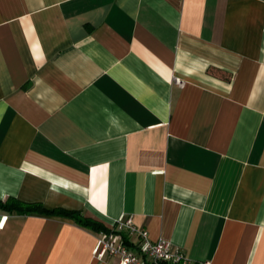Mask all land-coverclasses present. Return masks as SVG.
I'll return each instance as SVG.
<instances>
[{
	"label": "crops",
	"instance_id": "1",
	"mask_svg": "<svg viewBox=\"0 0 264 264\" xmlns=\"http://www.w3.org/2000/svg\"><path fill=\"white\" fill-rule=\"evenodd\" d=\"M8 197L54 212L0 208V264H116L93 249L114 225L137 251L121 218L264 264V0H0Z\"/></svg>",
	"mask_w": 264,
	"mask_h": 264
},
{
	"label": "built area",
	"instance_id": "2",
	"mask_svg": "<svg viewBox=\"0 0 264 264\" xmlns=\"http://www.w3.org/2000/svg\"><path fill=\"white\" fill-rule=\"evenodd\" d=\"M175 82L179 85L182 84V81L177 77H175ZM118 223L125 226L129 234L137 235V251L124 242L113 225L108 232L101 233L96 240L93 254L98 259L109 255L117 258L116 264H193L192 259L181 248L173 247L169 241L164 239L151 241L147 231L137 229L131 219L122 220L121 218ZM200 264L211 263L205 260Z\"/></svg>",
	"mask_w": 264,
	"mask_h": 264
},
{
	"label": "trees",
	"instance_id": "3",
	"mask_svg": "<svg viewBox=\"0 0 264 264\" xmlns=\"http://www.w3.org/2000/svg\"><path fill=\"white\" fill-rule=\"evenodd\" d=\"M0 208L8 212H16V213H30L32 211H38V212H43V213L54 212V211H49L47 209H44L40 204H31V203L21 202L17 200L15 197H8L4 201L0 200ZM57 213H60L63 215H72L76 219L77 222H79L81 225L85 227H92L96 230H99V228L103 227L99 225L98 223L93 222L91 220L82 219L80 217H77L74 211L59 209L57 210ZM120 235L127 245H130V246L133 245V242L130 241L129 238L125 234H120Z\"/></svg>",
	"mask_w": 264,
	"mask_h": 264
}]
</instances>
